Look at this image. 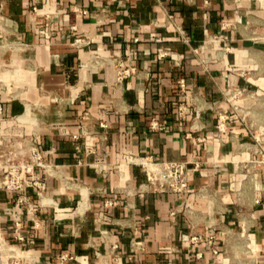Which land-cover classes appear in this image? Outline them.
Listing matches in <instances>:
<instances>
[{"label": "crops", "instance_id": "crops-1", "mask_svg": "<svg viewBox=\"0 0 264 264\" xmlns=\"http://www.w3.org/2000/svg\"><path fill=\"white\" fill-rule=\"evenodd\" d=\"M0 104L46 163L0 191L20 264H264V0H0Z\"/></svg>", "mask_w": 264, "mask_h": 264}, {"label": "built area", "instance_id": "built-area-1", "mask_svg": "<svg viewBox=\"0 0 264 264\" xmlns=\"http://www.w3.org/2000/svg\"><path fill=\"white\" fill-rule=\"evenodd\" d=\"M81 41L75 38V42ZM134 68H123L119 65L118 80L130 74ZM2 107L0 104V113ZM223 118H219L218 128L222 129ZM261 147V146H260ZM264 147H261L263 154ZM263 156V155H262ZM146 174L147 185L161 192L183 193L187 191V163L186 162H160L150 156H139L133 159ZM44 152L34 141L32 135L17 133L0 134V191H25L34 188L38 195L45 190V182L37 177L34 172L36 167H45ZM31 210H35L33 203H28ZM17 238H22L16 235ZM186 239L198 241L201 235H184ZM214 238V233L209 232L207 239ZM13 244L6 243L0 237V264H20L18 254ZM70 254H62L58 264H65L72 259Z\"/></svg>", "mask_w": 264, "mask_h": 264}, {"label": "rangeland", "instance_id": "rangeland-1", "mask_svg": "<svg viewBox=\"0 0 264 264\" xmlns=\"http://www.w3.org/2000/svg\"><path fill=\"white\" fill-rule=\"evenodd\" d=\"M261 159H263L262 157L261 158H259L258 160H261ZM248 167H247V163H245V166H244V169L246 170ZM234 262V261H233Z\"/></svg>", "mask_w": 264, "mask_h": 264}, {"label": "bare ground", "instance_id": "bare-ground-1", "mask_svg": "<svg viewBox=\"0 0 264 264\" xmlns=\"http://www.w3.org/2000/svg\"><path fill=\"white\" fill-rule=\"evenodd\" d=\"M15 252H16L17 254H20V251H19L18 248H15Z\"/></svg>", "mask_w": 264, "mask_h": 264}]
</instances>
